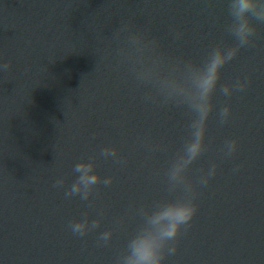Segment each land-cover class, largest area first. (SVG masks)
Listing matches in <instances>:
<instances>
[{"label":"water","instance_id":"95a60500","mask_svg":"<svg viewBox=\"0 0 264 264\" xmlns=\"http://www.w3.org/2000/svg\"><path fill=\"white\" fill-rule=\"evenodd\" d=\"M237 2L0 0V264H125L146 212L191 195L162 264H264V21L201 88L212 52L239 43ZM88 160L100 182L66 196ZM85 218L98 226L74 233Z\"/></svg>","mask_w":264,"mask_h":264},{"label":"clouds","instance_id":"9594fccd","mask_svg":"<svg viewBox=\"0 0 264 264\" xmlns=\"http://www.w3.org/2000/svg\"><path fill=\"white\" fill-rule=\"evenodd\" d=\"M231 14L234 17L233 34L238 40V45L233 47L231 51L225 50L223 47H217L211 54L206 68L203 71L201 78V88L205 96L215 90L218 80L220 79V69L230 61L242 47L249 43L250 37L255 32V27L251 23L252 18L264 21V0H238L233 5L230 4ZM10 65H2L3 69H7ZM238 87L243 88L245 85L238 84ZM224 94H229L231 88L225 86L222 89ZM210 108L204 110V118L210 112ZM229 108L225 107L221 115L227 117ZM205 136V129L198 127L194 133V140L191 143L189 151L192 154V159H195L202 150V141ZM236 141L228 142L229 153L234 152ZM102 155H115L114 149L106 148ZM96 164L92 160L82 161L75 165L74 172L78 173L76 181L66 192V196L81 194V199L87 200L91 194L93 187L97 185L101 177L95 171ZM215 174V166H213L210 175ZM105 184L111 183V178L104 180ZM202 183H207V177L202 180ZM56 184L61 186L64 180H57ZM194 197L191 195L187 199H173L158 202L154 209L146 212L148 216L147 225L139 229L137 234L129 241L127 246V255L125 264H162L164 250L168 242L175 240L181 232V228L185 230L194 216L197 206L193 202ZM99 221H93L91 224L88 219L73 222L70 227L72 231L81 236L87 231L98 226ZM111 236L110 232H105L102 239L107 240ZM175 246L168 248V252H175Z\"/></svg>","mask_w":264,"mask_h":264}]
</instances>
